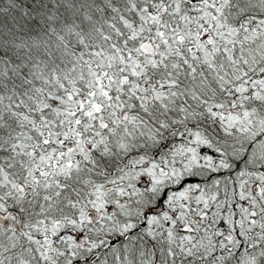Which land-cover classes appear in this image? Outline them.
Listing matches in <instances>:
<instances>
[{
  "label": "snow or ice",
  "instance_id": "1",
  "mask_svg": "<svg viewBox=\"0 0 264 264\" xmlns=\"http://www.w3.org/2000/svg\"><path fill=\"white\" fill-rule=\"evenodd\" d=\"M0 264H264V0H0Z\"/></svg>",
  "mask_w": 264,
  "mask_h": 264
}]
</instances>
